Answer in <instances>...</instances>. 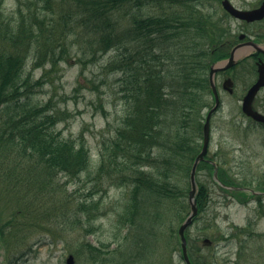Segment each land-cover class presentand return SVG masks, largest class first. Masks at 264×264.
I'll list each match as a JSON object with an SVG mask.
<instances>
[{"label": "trees", "instance_id": "1", "mask_svg": "<svg viewBox=\"0 0 264 264\" xmlns=\"http://www.w3.org/2000/svg\"><path fill=\"white\" fill-rule=\"evenodd\" d=\"M181 2L16 0V16L9 18L0 1V115L5 126L0 127V149L13 148L17 158L28 157L20 170L22 181L6 187L22 217L0 223V235L9 234L6 250L11 258L23 247L30 249L34 243L27 242L35 234H50L47 223L61 231L77 230L85 239L98 230L96 221L124 201L115 212L113 241L95 246L84 240L73 254H87L89 264H173L175 252H180L176 228L189 212V184L183 186L181 178L188 177L192 161L178 156V145L190 137L182 124L190 130L191 122L201 127L193 111V90L197 81H205L213 51L210 34L198 27L191 8L184 7L178 18V12L167 7ZM177 20L178 26H170ZM59 32L65 35L63 42L57 40ZM79 32L93 61L112 54L98 71L114 75L122 94L120 121L103 142L94 165L83 134L64 137L55 131L60 120L69 119L68 113L50 98L44 103L33 101L49 84V72H56L58 62L70 57L69 35L77 37ZM37 69L42 73L35 78ZM17 163L7 174L16 173ZM252 182L238 184L221 175L218 182L212 180L218 190L242 202L250 195L222 185L253 188ZM198 185L200 214L209 205L205 184ZM111 189L122 190L123 197L106 208L104 198ZM255 225L253 219L243 228L234 227L227 242L241 235L257 236ZM187 243L190 261L197 264ZM160 250L166 252L162 257ZM203 258L197 259L198 264H210Z\"/></svg>", "mask_w": 264, "mask_h": 264}, {"label": "rangeland", "instance_id": "2", "mask_svg": "<svg viewBox=\"0 0 264 264\" xmlns=\"http://www.w3.org/2000/svg\"><path fill=\"white\" fill-rule=\"evenodd\" d=\"M0 1L5 16L14 18L16 16L13 13L17 7L16 0ZM64 36V34L59 32L57 40L63 42ZM67 43L71 51L70 57L68 60L64 58V61L58 62V66L55 68L56 72H49V84L45 85L37 93L33 101L35 103H44L50 98L57 108L68 113L69 119L60 120L55 131L64 137H79L80 134H83L84 140L91 150L92 165H94L98 163L103 142L111 136L112 131L120 121L122 113L120 98L122 94L114 75L110 77L98 71L103 68L102 65L104 63L110 61L109 58L112 54L93 61L88 46L84 41V34L80 32L77 37L75 34L69 35ZM59 47L63 48V45L60 44ZM27 67L30 70V60L27 62ZM41 73L42 69H37L33 75L37 78ZM95 87L98 89L94 90ZM239 104L240 98L238 97L224 98V109L215 118L219 130L213 135V145L216 147L219 140H225V147L237 149L233 153L234 160L229 164V168H231L229 178L238 184L253 179L251 186L255 188L262 180L257 177V171L264 160V145L260 146L255 142L259 136L257 133L249 135V138L244 137L246 130L241 126L242 115ZM102 111H105V114ZM202 116L203 114H198L197 120L201 121ZM3 120L4 117L0 115V127L2 129L5 127L2 125ZM27 160L28 157L17 158L13 148L9 150L0 149V223L2 222V224L14 217L22 218L19 214L21 212L20 209L18 210L16 200L7 196L6 187L9 186L8 189L13 188L12 185L15 184V181L17 183L22 181L19 179V177H23L20 170L21 167L25 169ZM17 161H20V163L15 166L18 167L16 173L7 174L8 168L14 167ZM9 177H11L10 180L7 179ZM197 178L200 183L205 184L208 182L213 192L208 209L203 213L201 219H197L193 226L186 231L187 235H185V238L187 237L186 240L189 241L190 248L195 250L197 248L196 244H198L202 250L203 259L210 264H264V221L260 219L254 200L248 198L244 203L240 204L226 194H222L213 186L210 176L200 173ZM25 184L28 186V182H25ZM181 184L188 186V177L181 178ZM122 197V190L111 189L108 192V196L104 198L105 207L111 208L115 206L116 203L121 201ZM121 204L116 205L117 208H114L117 210L121 207ZM116 210L108 212L106 217L96 221L94 225L98 227V230L95 233L86 235L85 239H82L83 236H80L77 230L61 231L54 223H50L56 226L52 228L48 223L44 224L46 228L52 231L45 236L44 234L48 233L46 231H42L41 234H35L27 242L28 245L32 241L34 243L33 246L31 245L30 249L23 247L18 251L28 252L23 261H20V264H65L68 255L74 257V264H89L86 261L87 254L86 257L84 254L77 257L73 254L74 248L84 240L95 246L100 245V243L112 242L116 235V230L114 229ZM253 219L256 221V225L253 226L255 229L253 230L257 236L250 239L246 235H241L239 236L240 238H234L227 242L226 238L229 237L228 234L232 232L234 227L243 228L247 225L248 220ZM179 225L180 223L176 229H178ZM70 228L75 229L71 226ZM8 235L4 234L2 238L0 237L2 239L0 240L1 256V244L4 245L5 242L8 244L10 240ZM222 237L225 239H222ZM202 238L210 239L212 244H201L198 239ZM175 242L176 240L173 242L174 245ZM240 242L242 245L241 249ZM239 250L240 259L237 261ZM160 253L158 256L162 257V254L166 252L160 250ZM200 258L193 257L197 264V259ZM6 260L7 264H10L9 257L6 256ZM3 264H5V257L3 258ZM173 264H184L178 250L175 252Z\"/></svg>", "mask_w": 264, "mask_h": 264}, {"label": "flooded vegetation", "instance_id": "3", "mask_svg": "<svg viewBox=\"0 0 264 264\" xmlns=\"http://www.w3.org/2000/svg\"><path fill=\"white\" fill-rule=\"evenodd\" d=\"M181 1L184 2L172 3L174 7L171 6L172 4H168L167 7L174 8L178 12V18L183 16L180 12H182L181 10L184 7L191 8V12L199 19L196 21L198 27L210 34L209 42L212 44L213 51L210 60L207 61L205 81L203 84L197 81L193 90V111L197 114H203L200 121L201 127L198 128V123L191 122L193 130H190L188 124H182L190 137L185 143L183 141L182 144L178 145V156L189 157L192 160L191 169L194 160L202 149L203 127L206 117L213 109V113L209 119V139L206 153L203 160L198 163L197 175L203 173L205 176L207 175L212 178L215 175L216 177L218 175L230 177L231 168H229V164L234 160L233 153L237 149L225 147V140H219L216 147L213 145V135L219 130L215 118L224 109V98H233V96L240 98L241 126L246 130L244 137L249 138V135L257 133L260 137L258 136L256 141L253 140L260 146L264 145V120L255 121L245 115L242 105L250 90L257 85L254 95L246 101L245 105L248 109L264 117V0ZM229 10L241 12L246 14V16L238 17ZM254 12L256 13L254 14ZM178 25V20L170 22V26L172 27ZM212 69H217V71L211 80L210 71ZM182 108L184 112H187V108ZM183 127H181V130H184ZM257 172V177L262 180L259 185L257 184L255 189L241 187L238 190L244 191L248 196L250 195L249 199L254 200L260 219L264 221V160ZM204 186L206 198L208 199L206 206H208L213 191L208 182ZM229 196L232 197V195ZM203 211H206V209ZM203 211L200 214L198 213L195 220L199 217L201 218L204 213ZM205 239L207 238L198 239V241L204 245L212 244L210 239L209 241ZM196 246L195 250L192 248L193 255L195 257H202L201 248L198 244ZM0 264H2L1 258Z\"/></svg>", "mask_w": 264, "mask_h": 264}, {"label": "water", "instance_id": "4", "mask_svg": "<svg viewBox=\"0 0 264 264\" xmlns=\"http://www.w3.org/2000/svg\"><path fill=\"white\" fill-rule=\"evenodd\" d=\"M230 12L232 14L238 16V17H245L246 16V14H243V13L238 12V11L231 10ZM255 13L256 12H254V14ZM212 71L213 70H211L210 77L212 75ZM256 88H257V85L254 86L250 90V92L248 93V96L244 99L245 100L244 104H242V105H243V110H244L245 115L251 117L255 121H259V120H264V117L257 114L256 112H253L251 109H248L247 106L245 105L246 101L251 99L252 96L254 95ZM212 113H213V109L208 113V115L206 117V121H205V124L203 127V147H202L201 152L197 156L196 160L194 161L192 168H191V171H190V174H189L190 189L188 192V204L190 207V211H189L188 216L181 223V225L179 226V228L177 230V234H178L179 242H180L181 256H182L184 264H191L189 257H188V254H187V243H186V238H185V231L192 224V220L197 214V203H196V199H195L196 192H197L196 169H197V165H198L199 161L203 160L204 155L206 153V148H207L208 139H209V119H210V116ZM214 177L216 178V175ZM72 262H73L72 256L69 255L67 260H66V264H72Z\"/></svg>", "mask_w": 264, "mask_h": 264}, {"label": "bare ground", "instance_id": "5", "mask_svg": "<svg viewBox=\"0 0 264 264\" xmlns=\"http://www.w3.org/2000/svg\"><path fill=\"white\" fill-rule=\"evenodd\" d=\"M212 70H213V71H212V75H211V77H210L211 80H212L213 75H214L215 72L217 71V69H212ZM210 73H211V71H210ZM236 200H237V199H236ZM238 202H239L240 204H242L241 201L238 200Z\"/></svg>", "mask_w": 264, "mask_h": 264}]
</instances>
